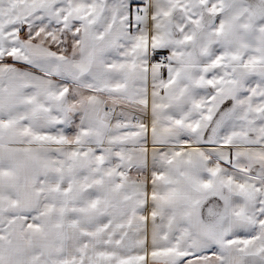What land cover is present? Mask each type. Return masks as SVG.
<instances>
[{
	"label": "snow or ice",
	"instance_id": "1",
	"mask_svg": "<svg viewBox=\"0 0 264 264\" xmlns=\"http://www.w3.org/2000/svg\"><path fill=\"white\" fill-rule=\"evenodd\" d=\"M0 264H264V0H0Z\"/></svg>",
	"mask_w": 264,
	"mask_h": 264
}]
</instances>
